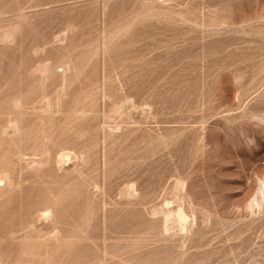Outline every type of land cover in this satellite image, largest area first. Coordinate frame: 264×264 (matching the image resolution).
<instances>
[{
  "label": "rangeland",
  "instance_id": "374dc122",
  "mask_svg": "<svg viewBox=\"0 0 264 264\" xmlns=\"http://www.w3.org/2000/svg\"><path fill=\"white\" fill-rule=\"evenodd\" d=\"M0 264H264V0H0Z\"/></svg>",
  "mask_w": 264,
  "mask_h": 264
},
{
  "label": "bare ground",
  "instance_id": "6f19581e",
  "mask_svg": "<svg viewBox=\"0 0 264 264\" xmlns=\"http://www.w3.org/2000/svg\"><path fill=\"white\" fill-rule=\"evenodd\" d=\"M173 209V208H172ZM168 211V210H167ZM171 212V211H170ZM167 214H170V213H167ZM172 214V213H171ZM175 214V213H174ZM165 215V214H164ZM173 215V214H172ZM175 216V215H174ZM173 216V217H174ZM177 216V217H176ZM176 219L178 218V221H179V223H180V225L183 227V225L186 223L185 222V219H186V215H184V213H183V210H182V207L181 208H178V209H176ZM167 217H169V215L167 216ZM172 217V218H173ZM170 218H171V215H170ZM169 218V219H170ZM163 219H164V217H163ZM168 220V219H167ZM163 223H164V221H163ZM184 228V227H183Z\"/></svg>",
  "mask_w": 264,
  "mask_h": 264
}]
</instances>
